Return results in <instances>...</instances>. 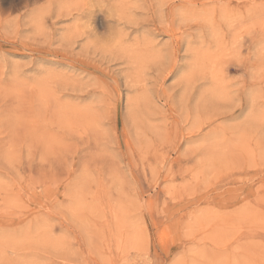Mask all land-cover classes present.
<instances>
[{
    "label": "rangeland",
    "instance_id": "1",
    "mask_svg": "<svg viewBox=\"0 0 264 264\" xmlns=\"http://www.w3.org/2000/svg\"><path fill=\"white\" fill-rule=\"evenodd\" d=\"M0 264H264V0H0Z\"/></svg>",
    "mask_w": 264,
    "mask_h": 264
},
{
    "label": "bare ground",
    "instance_id": "2",
    "mask_svg": "<svg viewBox=\"0 0 264 264\" xmlns=\"http://www.w3.org/2000/svg\"><path fill=\"white\" fill-rule=\"evenodd\" d=\"M117 10H118V9H117ZM134 10H135V9H134ZM223 14H224V13H223ZM176 15H177V14H176ZM118 17H119V16H118ZM131 18H132V16H131ZM133 18H134V16H133ZM126 19H127V18H126ZM126 21H127V20H126ZM133 23H135V22H133ZM180 34H181V33H180ZM117 36H118V35H117ZM122 36H123V35H122ZM117 39H118V38H117ZM117 39H116V40H117ZM181 39H182V38H181ZM135 40H136V39H135ZM120 42H121V41H120ZM142 44H143V43H142ZM139 45H140V44H139ZM124 48H125V47H124ZM148 54H149V53H148ZM196 54H197V53H196ZM206 55H207V54H206ZM209 55H210V54H209ZM211 56H212V55H211ZM159 57H160V55H159ZM159 57H158V58H159ZM158 58H157V59H158ZM208 58H209V57H208ZM198 60H199V59H198ZM205 60H206V59H205ZM209 61H210V58H209ZM168 74H169V73H168ZM131 81H133V80H131ZM235 249H236V248H235ZM242 259H243V258H242ZM235 262H236V261H235ZM235 262H234V263H235Z\"/></svg>",
    "mask_w": 264,
    "mask_h": 264
}]
</instances>
